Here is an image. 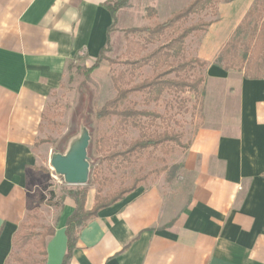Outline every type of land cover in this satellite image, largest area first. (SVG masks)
<instances>
[{
	"label": "crops",
	"instance_id": "crops-1",
	"mask_svg": "<svg viewBox=\"0 0 264 264\" xmlns=\"http://www.w3.org/2000/svg\"><path fill=\"white\" fill-rule=\"evenodd\" d=\"M115 1L0 0V264L26 219L29 183L47 170L36 144L68 65L96 62L135 28L129 15L138 0L112 18L106 5ZM254 2H221L198 47L195 58L210 64L203 124L181 158L175 188L142 186L101 210L79 232L69 264H264V81L212 63ZM74 209L64 199L48 223L55 233L46 264L62 263Z\"/></svg>",
	"mask_w": 264,
	"mask_h": 264
},
{
	"label": "trees",
	"instance_id": "trees-1",
	"mask_svg": "<svg viewBox=\"0 0 264 264\" xmlns=\"http://www.w3.org/2000/svg\"><path fill=\"white\" fill-rule=\"evenodd\" d=\"M128 2L129 0H116L107 4L106 9L113 18L117 11L127 6ZM220 2L221 0H191L184 9L174 13L163 23L153 27L124 31L123 60L113 61L106 58L107 48H103L94 65L85 70V73L89 75L99 67L101 62H107L116 93L112 100L107 101L97 111V118L100 121L116 120L111 129L112 133L104 135L97 145L98 152L104 154L107 168L113 170L121 167L127 168L139 161L142 155L147 154L152 158L157 151L161 152L162 156L155 157L154 160L162 166L138 175L125 187L115 191L108 190L105 195L102 194L103 189L111 183V180L106 177H95L94 182L98 186L97 195L94 197V204L90 210L85 209L86 192H69L68 197L73 201L75 209L65 223L66 252L61 264H69L79 232L88 222L96 218L101 210L124 200L139 187L153 184L149 183L150 177H159L162 174H166V177L169 175L173 177L181 168L178 165L169 168L168 158L175 155L178 150L184 154L189 149L191 140L185 141V133L182 130L169 128V124L161 133L149 132L145 125L146 121L150 120L151 125L155 120L163 121V118L147 108L157 105L164 95L200 96L195 132L202 126L204 75L210 64L195 57L186 58L183 53L185 41L190 36L205 32L212 22H198L188 27L183 26L193 16L202 12L211 10L215 13ZM156 17L155 9H146L145 18L148 21H153ZM135 36L137 39H134ZM150 47L154 48L150 51ZM114 65L123 66V68L115 71L111 68ZM213 65L225 72L243 73L247 80L264 81V0H255L220 49ZM144 68L150 69L151 75L135 83L137 73ZM137 96L141 97L140 102L133 100ZM179 103V110L186 112L185 100L180 99ZM167 122L180 127L173 116H169ZM128 128L137 130L139 136L129 144L123 142L122 148L118 150V141ZM45 142L41 141L36 145ZM42 171L47 172L46 169ZM54 198L55 194H52L46 206L57 207V204L53 202ZM40 229L38 232H18L13 239V249L18 250L24 249L36 239L34 245L38 250V258L34 259L31 264H46V241L55 233L53 226H41ZM13 262L22 263V260L17 257Z\"/></svg>",
	"mask_w": 264,
	"mask_h": 264
},
{
	"label": "rangeland",
	"instance_id": "rangeland-1",
	"mask_svg": "<svg viewBox=\"0 0 264 264\" xmlns=\"http://www.w3.org/2000/svg\"><path fill=\"white\" fill-rule=\"evenodd\" d=\"M187 1L189 0H163L162 2L160 0H138L132 14L129 15V23L135 28L153 27L165 22L171 17L172 13L179 11ZM225 1L229 0H221V2ZM148 8H153L157 11V17L153 22L148 21L144 17L145 9ZM217 18V11L214 13L211 10H207L193 16L183 27H188L198 22L211 21L214 23L217 21ZM207 30L195 36H190L185 41L183 55L186 58L196 56L198 47L202 44ZM134 39H137L136 36ZM153 48L150 47L149 50L151 51ZM123 50L124 38H121L119 41H113L107 47L105 57L113 61L123 60ZM94 63L95 61L87 63L79 59L70 63L63 86L59 92L52 96V100L46 111L47 125H45L44 130L45 139L41 140L42 142H46L36 145V148L40 147L41 149V158L47 166V172L42 171L44 168L38 169L28 185L30 194L27 201V214L19 232H38L41 230V226H51L48 223H53L55 215L62 206L64 199H70L68 193L71 191L86 192V201L89 202L91 209L94 204V197L97 195L98 186L94 182L95 177H106L111 180V183H108L103 189L102 194L105 195L108 190L115 191L121 187H125L138 175L145 174L154 168L162 166V164L154 160L155 157L160 158L162 156L161 152L157 151L152 158L148 157L147 154L142 155L139 161H136L127 168L121 167L114 170L107 168L104 154L98 152L97 145L104 135L112 133L111 129L116 120L100 121L97 118V111L107 101L112 100L116 96V93L113 89L110 67L107 62H101L97 71H93L89 75L85 73V70L93 66ZM111 68L117 71L123 68V66L114 65ZM202 74L204 75V72ZM150 75V69H142L137 73L135 83H139L143 78ZM180 99L185 100L184 106L186 112L178 108ZM133 100L140 102L141 97H134ZM200 100V96L194 97L191 94H184L179 97L164 95L157 105H151L147 108L149 111L160 114L163 118V121L161 119L155 120L151 125L149 123L150 120L146 121L145 125L148 131L161 133L166 129V125L169 124V128L182 130L185 133V141L191 140L195 132ZM169 116H173L174 120L180 124L179 128L174 123L167 122ZM85 132L90 138L87 150L90 165L88 183L85 186H69L64 182L62 177L57 176L50 168V159L53 155H65ZM138 136L139 132L137 130L132 128L126 129L123 137L118 141L117 149L122 148L123 142L129 144L131 141L137 139ZM182 156L183 153L181 150H178L175 155L168 158V167L180 166ZM178 175H180V169L176 171L173 177L170 175L166 177V174H162L159 177L152 176L149 183L164 182L168 187L174 186L175 188ZM52 194H55L53 202L57 204V207L46 206ZM34 241L22 250L15 248L7 264L33 263V260L38 258V250L34 245ZM17 257L21 258L22 263L13 262Z\"/></svg>",
	"mask_w": 264,
	"mask_h": 264
},
{
	"label": "water",
	"instance_id": "water-1",
	"mask_svg": "<svg viewBox=\"0 0 264 264\" xmlns=\"http://www.w3.org/2000/svg\"><path fill=\"white\" fill-rule=\"evenodd\" d=\"M90 138L85 132L65 155H53L50 168L69 186H85L88 183L90 165L87 150Z\"/></svg>",
	"mask_w": 264,
	"mask_h": 264
}]
</instances>
